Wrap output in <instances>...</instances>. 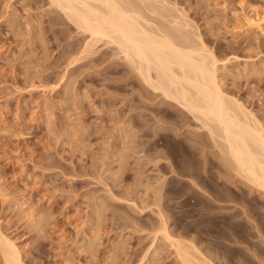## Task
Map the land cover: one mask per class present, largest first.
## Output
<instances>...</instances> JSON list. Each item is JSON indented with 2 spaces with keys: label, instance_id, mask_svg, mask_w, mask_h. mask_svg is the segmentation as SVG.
<instances>
[{
  "label": "rangeland",
  "instance_id": "374dc122",
  "mask_svg": "<svg viewBox=\"0 0 264 264\" xmlns=\"http://www.w3.org/2000/svg\"><path fill=\"white\" fill-rule=\"evenodd\" d=\"M130 1L204 40L264 130V33L244 21L264 0ZM220 145L52 0H0V264L6 239L25 264H186L164 228L212 264H264V190Z\"/></svg>",
  "mask_w": 264,
  "mask_h": 264
},
{
  "label": "bare ground",
  "instance_id": "6f19581e",
  "mask_svg": "<svg viewBox=\"0 0 264 264\" xmlns=\"http://www.w3.org/2000/svg\"><path fill=\"white\" fill-rule=\"evenodd\" d=\"M52 3L95 40L116 43L147 84L197 115L211 135L221 140V150L233 161L236 171L254 187L264 190L263 127L238 99L224 92L218 74L219 59L204 40L192 42L186 35L178 40L175 31L153 25L130 0H52ZM244 21L248 27L264 33V11L252 8L245 13ZM181 27L175 29L180 35ZM164 229L181 261L212 264L196 246L190 251V246L175 241ZM4 243L7 263L25 264L21 248L10 239Z\"/></svg>",
  "mask_w": 264,
  "mask_h": 264
}]
</instances>
